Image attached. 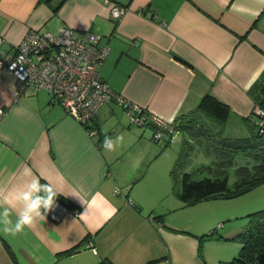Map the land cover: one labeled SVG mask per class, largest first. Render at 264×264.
Wrapping results in <instances>:
<instances>
[{
	"label": "crops",
	"instance_id": "1",
	"mask_svg": "<svg viewBox=\"0 0 264 264\" xmlns=\"http://www.w3.org/2000/svg\"><path fill=\"white\" fill-rule=\"evenodd\" d=\"M112 2L126 7L117 22ZM60 26L102 36L110 50L100 77L124 100L175 121L210 94L230 109L223 134L232 124L253 132L248 89L264 72V0H0V62L14 57L29 29ZM4 65L0 186L22 185L29 168L68 210L15 236L0 231V264H208L199 236L230 212L204 201L182 206L172 190L174 152L151 138L150 125L131 123L111 100L88 137L46 90L27 87L14 100L17 81ZM120 134L123 142L106 151L104 137ZM237 230L225 225L221 234Z\"/></svg>",
	"mask_w": 264,
	"mask_h": 264
},
{
	"label": "built area",
	"instance_id": "2",
	"mask_svg": "<svg viewBox=\"0 0 264 264\" xmlns=\"http://www.w3.org/2000/svg\"><path fill=\"white\" fill-rule=\"evenodd\" d=\"M108 4L111 0H105ZM126 7L111 3L109 17L119 21ZM102 36L87 30H76L60 26L57 31L29 29L16 47L14 57L3 67L11 72L17 81L14 100H17L27 87L46 90L66 112L80 123L88 137L97 134L93 121L98 109L111 100L120 103L127 112L131 123L152 126V139L162 142L178 133L174 121H165L150 114L144 108L124 100L114 93L100 77L99 68L105 61L109 47L101 44ZM3 38L0 37V44ZM259 126H264V111L255 107ZM5 111L0 109V119ZM119 193V189H115ZM57 207L47 218L59 221L67 212V207L56 199ZM92 247L91 244H89ZM96 251L95 249H93Z\"/></svg>",
	"mask_w": 264,
	"mask_h": 264
},
{
	"label": "trees",
	"instance_id": "3",
	"mask_svg": "<svg viewBox=\"0 0 264 264\" xmlns=\"http://www.w3.org/2000/svg\"><path fill=\"white\" fill-rule=\"evenodd\" d=\"M248 93L254 102V108L258 107L264 111V72L251 85ZM252 114L256 117V122L252 125L253 132L251 135L244 138H223V129L229 118L230 109L210 94H206L191 112L174 121L178 133H185L189 138H195L198 141L206 139L208 151L215 153L221 159L216 163L215 177L195 179L194 173H183L181 187L178 191L174 187L175 173L179 161L186 154L185 151H181L173 164L170 176L173 182L172 190L183 207L194 206L211 199H232L264 184V126L258 125L259 117L254 110ZM147 125L150 124L147 123ZM187 141L184 142L187 143ZM170 142V137H167L162 141V144L166 147ZM237 156L250 157L254 164L238 167L236 169L237 181L233 188H230L227 167L232 165ZM57 200L68 209L67 202L58 197ZM247 218V228L232 237V240L234 239L240 245L237 256L229 261L221 262V264H264V209L248 214ZM212 239H222V237L216 236V229L199 236L200 256L202 243ZM73 251L75 249L69 250L65 254Z\"/></svg>",
	"mask_w": 264,
	"mask_h": 264
},
{
	"label": "rangeland",
	"instance_id": "4",
	"mask_svg": "<svg viewBox=\"0 0 264 264\" xmlns=\"http://www.w3.org/2000/svg\"><path fill=\"white\" fill-rule=\"evenodd\" d=\"M250 127V131H252L253 127L251 125ZM244 131V127L232 124L225 129V134H223L222 137L229 139L248 137L250 135L249 132L247 133ZM186 140L189 142L187 141V143H185L184 141ZM207 144L208 141L206 139L198 141L195 138H189L185 133L179 132L173 136L168 146H163L165 153L174 152L176 160L178 159L181 151H185L186 153L185 157L179 161V166L176 169L174 184L176 190H180L181 177L183 173L192 172L194 173L195 179L215 177V170L217 168L216 163H218L221 159L218 158L215 153L208 151L209 147ZM174 145L177 147H175V151H171ZM253 164L254 161L250 157H235L232 165L227 167L229 187L233 188L235 182L237 181L236 169L238 167L252 166ZM204 202H210L216 209H221L224 212H230L229 214H225V216H223L227 220L221 221V225L214 226L213 228L216 229V236L218 235L219 237H222V239L204 241L201 247V255L208 264H221V262L229 261L236 257L240 249V245L234 239L232 240V237H225L221 234V232L223 231L225 225H229L231 228H238V233L247 228V215L264 209V184L239 197L232 199H211Z\"/></svg>",
	"mask_w": 264,
	"mask_h": 264
},
{
	"label": "clouds",
	"instance_id": "5",
	"mask_svg": "<svg viewBox=\"0 0 264 264\" xmlns=\"http://www.w3.org/2000/svg\"><path fill=\"white\" fill-rule=\"evenodd\" d=\"M123 140V134L106 135L102 146L106 151H115ZM23 175L28 179L22 185L11 189L0 186V231L13 236L39 220L46 221L49 212L57 207L56 199L60 194L52 183H41L42 178L35 176L31 169L25 168Z\"/></svg>",
	"mask_w": 264,
	"mask_h": 264
}]
</instances>
